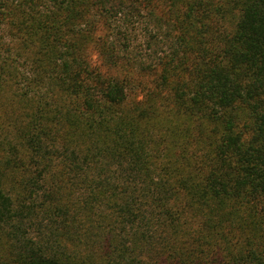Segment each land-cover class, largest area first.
<instances>
[{"label":"trees","instance_id":"obj_1","mask_svg":"<svg viewBox=\"0 0 264 264\" xmlns=\"http://www.w3.org/2000/svg\"><path fill=\"white\" fill-rule=\"evenodd\" d=\"M0 264H264V0H0Z\"/></svg>","mask_w":264,"mask_h":264},{"label":"rangeland","instance_id":"obj_2","mask_svg":"<svg viewBox=\"0 0 264 264\" xmlns=\"http://www.w3.org/2000/svg\"><path fill=\"white\" fill-rule=\"evenodd\" d=\"M132 37H133V46L136 52L148 58V54L151 52V50L147 48L146 39L148 37H147V33H145V30L141 24L136 25V30L133 31Z\"/></svg>","mask_w":264,"mask_h":264}]
</instances>
